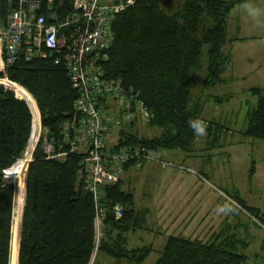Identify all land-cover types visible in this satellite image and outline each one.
Instances as JSON below:
<instances>
[{"label": "trees", "instance_id": "obj_1", "mask_svg": "<svg viewBox=\"0 0 264 264\" xmlns=\"http://www.w3.org/2000/svg\"><path fill=\"white\" fill-rule=\"evenodd\" d=\"M18 1L0 0V28L7 25ZM27 1L40 2L38 14L48 19L52 14L62 19L73 7V0H54L49 11L48 0ZM244 2L140 0L117 16L112 26L114 42L104 64L106 77L121 80L126 90L138 93L153 114L149 128L158 132L145 137L133 122L120 129L114 144L107 143L108 149L145 147L157 154L190 152L197 145L199 134L190 122L205 126L207 98L223 102L206 96L205 91L223 82L230 63L224 52L229 42L228 18ZM3 79L23 87L26 91L19 94L27 101L0 87V264H11L16 191L5 179V171L9 169L10 175L29 143L36 142L40 115L47 131L45 139L57 153L68 151L63 126L75 117L78 93L66 70L49 60H18L0 69ZM0 85L10 86L3 81ZM250 92L257 104L249 111L243 135L264 141V91L254 88ZM222 129H226L222 124L209 122L208 145H219ZM43 139L27 167L26 186L23 183L25 205L18 224L17 264H91L96 251L97 210L93 196L79 179L82 156L68 153L63 160L48 159ZM144 163L131 162L124 169ZM231 198L263 223L257 210L238 196ZM117 205L123 209L119 220L114 210ZM134 205L135 197L124 189L122 179L103 188L100 207L106 217L99 253L119 264H145L152 253L150 247H128L127 234L143 229L145 223V216L141 217ZM241 243L235 236L215 238L212 243L171 236L155 264H246L247 256L239 251Z\"/></svg>", "mask_w": 264, "mask_h": 264}, {"label": "built area", "instance_id": "obj_2", "mask_svg": "<svg viewBox=\"0 0 264 264\" xmlns=\"http://www.w3.org/2000/svg\"><path fill=\"white\" fill-rule=\"evenodd\" d=\"M138 1L73 0L69 14L62 19L52 14L48 19L38 14L40 2L19 0L7 25L0 28V69L21 59L49 60L66 70L78 93L75 117L63 126L68 151L57 153L55 146L45 139L44 152L48 159L57 160L65 159L68 153L82 156L79 179L95 201L96 231L97 223L103 227L106 217V211L100 207L102 190L120 181L127 164L139 161L170 166L145 147L111 150L105 142L116 127L136 122L138 117L143 125L149 126L153 119L138 93L126 90L121 80L107 78L104 70L114 42L113 23ZM53 2L47 1L49 11ZM8 83L16 97L26 101L20 96L24 89L11 81ZM113 102L117 103L118 119L113 109L105 111ZM8 170L5 179L11 183ZM114 210L116 219H121L122 207L117 205Z\"/></svg>", "mask_w": 264, "mask_h": 264}, {"label": "crops", "instance_id": "obj_3", "mask_svg": "<svg viewBox=\"0 0 264 264\" xmlns=\"http://www.w3.org/2000/svg\"><path fill=\"white\" fill-rule=\"evenodd\" d=\"M254 2L259 7L264 4V0H254ZM239 8L240 10H237L235 8L228 18L229 42L224 47V52L230 57V63L227 67V70L222 76L223 82L219 84V86L228 85L231 83L234 84L239 82H246L249 78H254L256 74L258 75L259 81L257 83V86L249 85L245 89H238L239 92H237L236 94L230 92L224 95H210L206 94V90L205 95L223 99V102L221 103L220 101H218V99L216 100L207 98L206 102L208 103V105L214 102L219 106H222L224 104L228 106L230 103L235 102V109H239L241 114L245 105L250 108L244 111L240 117L237 115L238 118L235 122L233 121L234 124L231 122L229 124L223 123L222 117L224 115V112L218 111L215 108H210L209 113H211V117L207 119L203 117L205 121V126L203 128L205 129V131L202 135H198L197 145L192 148L190 152H183V154L174 153L173 157L176 163L169 160L170 162H173L180 166L178 169L185 168L186 170H175L176 172L165 174L164 172H167V170L159 168L157 166H151L152 168L150 169L152 171L146 173L147 175L145 179L148 184L152 183L156 179L158 180V177L161 180V176H164V180H168V178H170V180H174L175 185L170 186L165 183L161 186L160 190L157 191V188L149 189V185L146 183L147 188L144 196L147 197V201L144 207H138L135 195L136 189L132 187V182L137 185L138 179H127L124 176L126 172L128 173L131 169H134L139 165L130 166L129 168L124 169L121 178L122 185L126 191H130L131 193H133L135 197V211L141 217L143 215L145 216L144 228L127 234L128 247L130 249H142L145 247H150L152 248V253L160 254L161 252L155 246V239L158 236L161 237V241L165 240V242H167L168 238L171 236H179L185 239L199 240V238L193 236L186 237L187 230L185 229L180 230L179 233H173L167 228L160 229L163 225H165L163 224L164 220H166L167 216H169L168 213L172 208L178 209L181 213L191 210L190 212L192 214H190V217L199 219H205L206 217L209 218L211 214H216L218 216L222 214L219 216L222 219V223L219 226L218 230L215 228L211 231L212 237L220 239L226 236H235L236 238H238L236 235L237 233L235 234L230 232L233 229H236L241 236V238H238L242 242L240 245L241 248H243L241 253L246 255L248 258L246 264H248L250 261L252 262V260H254L256 264H264V227L261 228L259 226L260 224L264 226V207H262L258 201L259 197L257 196V192L256 194L253 193L254 190L256 191V189L253 190V183L250 184V188L248 189L250 190L249 192L241 193L239 190H237L236 196L244 201L248 207L257 210L259 218L263 220V223L254 221L250 216L240 211H235V216H233L231 214L230 208L225 206L226 203L224 202L223 198L219 196V194L217 199V193L223 190L220 189L221 187L218 188L217 185L211 180V178H214L220 180V182H223L222 180L226 182L225 180L231 178V172L227 173L224 169L222 171L220 170L221 164L219 163H222L223 167H225L224 162L219 158L220 156L228 157L229 159H231L232 156L242 153L246 155L255 153L259 154L260 152L264 153V143L258 144L257 142H255L256 140L246 138L243 135V132L247 126L249 111L252 110L257 104V98L250 92V90L259 88L264 91V67H262L264 65V47L260 48L257 53H252L251 56L245 55L246 51L253 50V47H256L259 43L264 42V35L258 36L255 34V28H258L260 31L264 32V15H262L258 21H255L253 25L250 26L252 27V29H249V31L246 32L247 30L243 28L244 25L241 23L242 8L241 6H239ZM245 18L248 19L247 16H245ZM261 72H263V74H261ZM248 93H250L249 95H252L254 98H256L255 103L253 102L251 104V102H249L248 100H241V95ZM207 103L205 104V108ZM211 121L222 124L224 128H226L222 129L223 134L225 135L224 137L225 139H227L225 144H227L229 139H236V143L242 144L244 142H247L250 146L236 148L228 146L220 147V145L219 147L208 145V135L206 128ZM135 123L137 124V122ZM139 127L142 126H137L135 129ZM116 131L109 137L110 140L109 142H107L108 145H111L112 143L114 144L117 141L120 130ZM231 144L233 143H230V145ZM186 153H190V155L187 157ZM157 154L163 159H166L168 155L167 152L163 151H157ZM189 158L191 160L192 167H189L184 163L186 162V159ZM255 164V161L252 159V165ZM146 165L148 166V164L143 165L144 168L147 167ZM162 170H164V172H162ZM255 172L256 170H254V173ZM205 181H207V183ZM159 182L161 183V181ZM155 196L156 198H158L157 200ZM190 205L191 207H189ZM238 213H242L251 222H241L239 219L240 217L237 215ZM186 215L188 216V214ZM155 221L159 222L160 226L157 227L159 230L153 231L150 229V225H148V222H153V224L155 225ZM141 231H144L145 233L141 234ZM146 237H154L155 239L151 238V241H148L149 245L135 247L136 244H143L145 242L144 238ZM131 242L133 243V245H131ZM257 242H259V247L256 248V253L254 255L248 254L247 252L250 250V248H252V245L257 244ZM159 254L156 255V257H158L156 261L160 257Z\"/></svg>", "mask_w": 264, "mask_h": 264}, {"label": "rangeland", "instance_id": "obj_4", "mask_svg": "<svg viewBox=\"0 0 264 264\" xmlns=\"http://www.w3.org/2000/svg\"><path fill=\"white\" fill-rule=\"evenodd\" d=\"M175 1V0H172ZM262 9H264V4L261 5ZM237 10H240L239 6L236 8ZM241 23L244 25V29L247 30L246 32L249 31V29H252V27H250L251 25H253V23L255 21H253L252 19H250L244 12V10L242 9V13H241ZM245 16L248 17V19L245 18ZM264 31V30H263ZM255 34L260 36V35H264V32L260 31L258 28H255ZM264 47V42L259 43L256 47H253V50H249L245 52V55L251 56L252 53L259 51L260 48ZM264 58V57H263ZM264 61V60H263ZM264 67V65L262 66ZM261 74H263V72H261ZM3 82H10L6 79L0 80ZM259 79H258V75L256 74L254 78H249L248 81L246 82H239V83H231L228 85H223V86H216L214 88H210L207 89L206 94H212V95H224V94H228L230 92L233 93H237L239 92L238 89H245L246 87H248L249 85H255L257 86ZM9 84V83H8ZM0 87L5 88L6 90H9L11 92L12 89L9 86H5V85H0ZM23 88V87H22ZM24 89V88H23ZM25 90V89H24ZM26 91V90H25ZM15 92V91H14ZM13 92V93H14ZM16 93V92H15ZM14 93V94H15ZM248 94H242L241 95V100H248L249 102H251V104L254 102L256 98H254L252 95ZM33 98V97H32ZM34 99V98H33ZM113 106L110 105V107H106L105 111H110L111 109L114 110V114H115V119H118L119 117V111H117L116 109V104L115 102H113ZM235 102L230 103L228 106L227 105H222L219 106L217 104H215L214 102L211 103L210 105H206V108L204 110L203 113V117L205 119L210 118L211 117V113H209V109L210 108H215L218 111H223L224 115H223V123H233L236 121V119L238 118L237 115L240 117L244 111H246L248 108L246 105L243 107L242 110V114L240 113L239 109H235ZM38 108V107H37ZM40 115V112H39ZM35 116H33V122H34ZM234 121V122H233ZM137 126H142L136 129V131H138L139 133H141L144 136H153L155 134H157L158 130L155 129H151L149 128V126H145L140 122V118L138 117L137 119ZM133 123V122H132ZM34 124V123H33ZM131 124V123H129ZM126 124V125H129ZM139 124V125H138ZM125 126V125H123ZM122 126V127H123ZM122 127H116V130H120ZM34 131V130H33ZM115 131L111 134L113 135L115 133ZM117 133V131H116ZM47 131H45L42 128V124H41V115L39 116V126L36 127V133H35V138L37 137L36 142L33 141L32 143L30 142L26 152L24 153V156L20 161L23 160V162L25 163L23 166L20 167V169H23L22 174L19 176L18 171H17V167L20 166V164H18V166L16 168H14L12 170V172L10 173V176H15L14 180H10L12 184H14L15 186V191H16V197H15V210H14V217H13V223H12V233H13V246H12V260H11V264H17V254H18V224H19V218H20V212L21 214L23 213V209H24V205H25V196H24V200H23V196L21 199H19V187H23V183L26 186V171H27V167L28 165L33 161V156L34 153L36 151V148L39 144V142L41 141L42 138L43 141H45V137H46ZM108 135L105 139V142H109L110 140V136ZM223 135V136H222ZM33 136V135H32ZM220 136L222 137L219 140V145L220 147H249L250 145L247 142H244L242 144H238L236 143V139H232V140H228L227 144H225L226 140L225 139V135L224 134H220ZM115 140V139H114ZM255 142H257L258 144L260 143H264V141H259L256 140ZM230 143H233L230 145ZM219 145H216L217 147H219ZM168 153L166 159H161L164 162L170 164V166L165 167L163 165H161V163H155V162H145L144 164H148V166L146 168H144V164L136 166V168L131 169L128 173L126 172V174L124 175L125 178L129 179H138V184L135 185V183L132 182V187H134L136 189L135 191V195H136V200H137V205L138 207H144L146 205V201H147V197L144 196V194L146 193V188H147V181L145 179L146 177V173H148L149 171H152L150 168H152L151 166H157L159 168H163L165 170H167V172H164V170H162V172L166 173H171V172H176L180 171V170H186L185 168H180L178 169L180 166H178L177 164H175V159L173 157L174 153H179V154H183V152L181 151H166ZM187 157L190 155V153H186ZM220 160H222L224 162V166L222 165V163L220 166V170L222 171L223 169L229 173L231 172V178H228L227 180H225L226 182H224V180H222L223 182H220V180L218 179H214L211 178V180L217 185L218 188L222 189L223 191H219V193H217V199H218V194L221 198H223L224 202L226 203L225 206L230 208L231 214L233 216H235V211L238 210L240 212L245 213L246 215L250 216L254 221L258 222L259 220L255 219L253 216H251L249 213H247L244 209L241 208V206H239L231 197H235L236 191L239 190L241 193L242 192H249L250 190H248L250 188V184H252L253 190L256 189V191L254 190L253 193L256 194L257 192V196L259 197V203L262 207H264V153H259V154H237L231 157V159H229L228 157H223L220 156L219 157ZM252 159L255 161V165H252ZM174 161L173 162H170ZM185 165L192 167V163L190 158L186 159V162H184ZM177 168V169H176ZM253 170H256V172L254 173ZM253 171V172H252ZM124 172V171H123ZM191 172V171H190ZM163 173V175H164ZM195 174V173H194ZM253 176V177H250ZM122 178V177H121ZM164 176H161V180L158 177V180L156 179L155 181H153L152 183H149V189H153V188H157V191L160 190L161 186L163 184H168V185H175L174 184V180H170V178H168V180H164ZM161 181V183L159 182ZM207 183V181H205ZM147 183V184H146ZM227 183V184H225ZM156 198V196H155ZM158 198H156L157 200ZM222 200V199H220ZM167 204H171V203H167ZM168 206V205H166ZM191 207V205L189 206ZM191 211V210H190ZM190 211L187 212H180L178 209H171L170 212L168 213L169 216H167L166 220H164L165 225L162 226V228L160 229H168L173 233H179L180 230H187V235L188 236H193L196 238H199L200 241L203 242H214L215 238L212 237V233L211 231L214 230L215 228L218 230L219 226L222 223V219L216 214H211L210 217H206L204 218H195V217H190V214H192ZM188 214V216L186 215ZM240 218L241 222H251L246 216H244L242 213H238L237 214ZM148 225H150V229L153 231L159 230L157 227L160 226L159 222L155 221V225L150 222H148ZM261 228L264 227L262 224L259 225ZM252 227V225H251ZM239 230V228H238ZM231 233H237V237L241 238L239 232L236 229H233L232 231H230ZM141 234L145 233L144 231L140 232ZM193 233V234H191ZM102 224L101 223H97V231H96V251L95 254L93 256V260L91 264H118L115 260L111 259L110 257L106 256L103 253H99V245H100V241L102 238ZM259 235V233H258ZM152 239H155L154 237H146L145 242L143 244H136L135 247H141V246H146L149 245L148 241H151ZM16 239V240H15ZM20 239V238H19ZM221 240H218L217 242H220ZM132 243V242H131ZM130 243V244H131ZM133 245V243L131 244ZM166 245L165 240L161 241V237H156L155 239V246L156 248L161 252L163 247ZM259 247V242H257V244L252 245V248H250V250L247 252L248 254L254 255L256 253V248ZM243 248H241V246L239 247V251L241 252ZM159 253H152L151 256L147 259L145 264H154L156 259L158 257H156V255H158ZM16 255V256H15ZM160 255V254H159ZM125 264V263H123ZM248 264H256L254 260H252V262L250 261Z\"/></svg>", "mask_w": 264, "mask_h": 264}, {"label": "clouds", "instance_id": "obj_5", "mask_svg": "<svg viewBox=\"0 0 264 264\" xmlns=\"http://www.w3.org/2000/svg\"><path fill=\"white\" fill-rule=\"evenodd\" d=\"M245 14L253 21H258L259 18L264 15V9L257 6L254 0H245L241 5ZM190 126L194 129L197 134H203L205 129L196 122H190Z\"/></svg>", "mask_w": 264, "mask_h": 264}, {"label": "bare ground", "instance_id": "obj_6", "mask_svg": "<svg viewBox=\"0 0 264 264\" xmlns=\"http://www.w3.org/2000/svg\"><path fill=\"white\" fill-rule=\"evenodd\" d=\"M32 143V142H31ZM18 164H20L19 167H17V171H18V174L17 175H21L22 174V171L23 169H20L21 166H23L25 163L23 161H20ZM23 164V165H22ZM11 180H14L15 176H10ZM23 196V200H24V190H23V187H19V199H21ZM21 214V212H20ZM20 216V215H19ZM16 240V239H15ZM13 244V243H12ZM13 246V245H12ZM16 256V255H15Z\"/></svg>", "mask_w": 264, "mask_h": 264}]
</instances>
